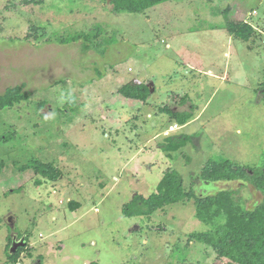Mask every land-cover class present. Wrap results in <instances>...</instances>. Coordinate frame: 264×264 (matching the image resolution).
Listing matches in <instances>:
<instances>
[{"label":"rangeland","instance_id":"obj_1","mask_svg":"<svg viewBox=\"0 0 264 264\" xmlns=\"http://www.w3.org/2000/svg\"><path fill=\"white\" fill-rule=\"evenodd\" d=\"M26 1L0 0V95L28 94L0 108V264H213V248L192 237L211 228L194 197L148 216L123 208L171 169L200 196L262 200L247 180L200 176L209 160L264 163V0H169L143 13H114L110 0ZM228 18L255 33L231 35ZM133 79L153 89L146 101L118 92ZM166 106L193 117L178 125ZM182 134L191 142L162 150ZM35 160L58 177L20 169ZM15 234L27 243L12 259Z\"/></svg>","mask_w":264,"mask_h":264},{"label":"trees","instance_id":"obj_2","mask_svg":"<svg viewBox=\"0 0 264 264\" xmlns=\"http://www.w3.org/2000/svg\"><path fill=\"white\" fill-rule=\"evenodd\" d=\"M110 1L113 4L112 11L114 13H143L157 4L169 0ZM225 15L227 19L229 15ZM226 28L231 35L244 41L249 40L255 33L254 26L247 20L236 21L228 18ZM89 47V44L85 42L84 49ZM118 92L128 98L142 101H146L151 94L149 86L137 79L125 83ZM262 94L264 97V91ZM25 99H28V94L23 91L21 86L8 87L0 95V108L13 107ZM162 110L168 111L180 125L186 124L193 117L192 112L185 110H174L167 106ZM191 140L192 136L189 134L167 136L161 148L169 156H172L175 151L186 146ZM30 168L52 180L58 177L55 167L50 163L35 160L23 165L20 169ZM3 169L4 167L0 163V174ZM200 178L210 182L244 179L259 190L263 197L256 205L248 208L236 199L235 189H221L211 195L200 196L194 189L195 181L186 191L181 175L178 171L171 169L167 171L161 181L158 191L148 197L141 194L135 195L124 206L123 212L127 216H148L157 209L183 200L184 197H194L197 201L196 217L209 224L211 228L205 232L193 233L192 237L213 248L216 252L213 264H264V163L259 167H251L238 164L227 158L209 160L204 166ZM78 204L75 202L72 207L74 208ZM11 240L12 237L10 242ZM25 240H27L26 236ZM20 249L14 254L8 253V256L14 259Z\"/></svg>","mask_w":264,"mask_h":264},{"label":"water","instance_id":"obj_3","mask_svg":"<svg viewBox=\"0 0 264 264\" xmlns=\"http://www.w3.org/2000/svg\"><path fill=\"white\" fill-rule=\"evenodd\" d=\"M152 90L153 89H151V91ZM8 222H9L10 225H13L14 220H13V217L12 216L8 218ZM25 244H26L25 237L22 238V241L21 242L17 243L16 236H12V244H11V248H10V253L11 254H14L18 250L19 247H22Z\"/></svg>","mask_w":264,"mask_h":264},{"label":"flooded vegetation","instance_id":"obj_4","mask_svg":"<svg viewBox=\"0 0 264 264\" xmlns=\"http://www.w3.org/2000/svg\"><path fill=\"white\" fill-rule=\"evenodd\" d=\"M12 236H16V241H17V243L21 242V241H22V238L25 237V236H22V235H20V234H15V235H12ZM12 236H11V237H12ZM25 241H26V243H27V240H25ZM11 243H12V240H11ZM24 247H26V246H24ZM19 248H21V247H19Z\"/></svg>","mask_w":264,"mask_h":264},{"label":"clouds","instance_id":"obj_5","mask_svg":"<svg viewBox=\"0 0 264 264\" xmlns=\"http://www.w3.org/2000/svg\"><path fill=\"white\" fill-rule=\"evenodd\" d=\"M48 118H49V117H47V116L45 117L46 120H47ZM238 131H239V130H238Z\"/></svg>","mask_w":264,"mask_h":264},{"label":"built area","instance_id":"obj_6","mask_svg":"<svg viewBox=\"0 0 264 264\" xmlns=\"http://www.w3.org/2000/svg\"><path fill=\"white\" fill-rule=\"evenodd\" d=\"M177 127H178V125L177 124H175Z\"/></svg>","mask_w":264,"mask_h":264},{"label":"crops","instance_id":"obj_7","mask_svg":"<svg viewBox=\"0 0 264 264\" xmlns=\"http://www.w3.org/2000/svg\"><path fill=\"white\" fill-rule=\"evenodd\" d=\"M177 124V123H176ZM187 124V123H186ZM179 125V124H178ZM185 125V124H184ZM178 128V127H177Z\"/></svg>","mask_w":264,"mask_h":264}]
</instances>
